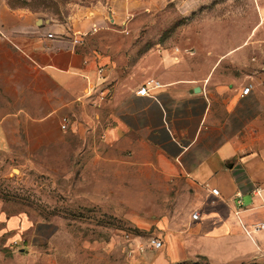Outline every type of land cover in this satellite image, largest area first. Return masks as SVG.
<instances>
[{
	"label": "crops",
	"instance_id": "crops-1",
	"mask_svg": "<svg viewBox=\"0 0 264 264\" xmlns=\"http://www.w3.org/2000/svg\"><path fill=\"white\" fill-rule=\"evenodd\" d=\"M97 22L86 18L68 32L0 0V144L8 146L10 127L51 153L78 139L76 156L99 186L145 179L161 209L146 229L163 242L136 254L145 264H264V229L252 231L264 222L263 59H247L253 69L235 76L221 69L236 56L229 52L150 47L135 55L115 40L117 24ZM149 79L160 85L138 94ZM141 184L130 192L137 196Z\"/></svg>",
	"mask_w": 264,
	"mask_h": 264
},
{
	"label": "rangeland",
	"instance_id": "rangeland-1",
	"mask_svg": "<svg viewBox=\"0 0 264 264\" xmlns=\"http://www.w3.org/2000/svg\"><path fill=\"white\" fill-rule=\"evenodd\" d=\"M6 1L53 18L68 32L86 18L115 23L121 29L115 40L135 55L150 47L229 52L236 56L221 69L235 76L253 69L247 59L264 58V0ZM7 142L0 144V264H145L136 254L150 245L148 220L161 213L145 179L126 176L99 186L76 156L83 147L78 139L51 153L49 144L34 148L22 127H10ZM131 184H141L137 196ZM15 240L21 245L13 246Z\"/></svg>",
	"mask_w": 264,
	"mask_h": 264
},
{
	"label": "built area",
	"instance_id": "built-area-1",
	"mask_svg": "<svg viewBox=\"0 0 264 264\" xmlns=\"http://www.w3.org/2000/svg\"><path fill=\"white\" fill-rule=\"evenodd\" d=\"M262 11L264 12V7L262 8ZM49 37H53V33H49L48 34ZM84 34L82 33H79V32H76L74 34V38H73V41L76 43V44H83L84 43ZM252 60H256L255 57H252ZM100 71L103 70V68L101 67L99 69ZM260 72L263 76V83H264V58L261 62V65H260ZM151 84H155L157 86L160 85V82L158 80H155V79H149L148 81H146V83H144L137 91L138 94H141V95H147L148 94V85H151ZM253 87V84L252 83H247L243 88H242V91H241V95H247L250 93L251 89ZM101 95L104 97V94L103 92L101 91ZM69 124H70V118L68 116H63L62 119H61V128L62 129H66L69 127ZM212 192L215 193V194H218V189L216 188H213L212 189ZM193 217L197 218L198 217V213L197 212H194L193 213ZM243 228L244 230L247 232V233H251V230L247 228V226L243 225ZM259 229H264V222H257V223H254L252 224V231L253 230H259ZM149 244L156 247V248H160L162 247L163 245V242L152 236L149 238ZM13 246H19L21 245V241H18V240H15L13 241L12 243Z\"/></svg>",
	"mask_w": 264,
	"mask_h": 264
},
{
	"label": "water",
	"instance_id": "water-1",
	"mask_svg": "<svg viewBox=\"0 0 264 264\" xmlns=\"http://www.w3.org/2000/svg\"><path fill=\"white\" fill-rule=\"evenodd\" d=\"M196 90H199V87H197Z\"/></svg>",
	"mask_w": 264,
	"mask_h": 264
}]
</instances>
